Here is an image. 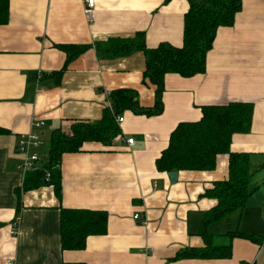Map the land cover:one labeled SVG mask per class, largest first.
Segmentation results:
<instances>
[{"label": "crops", "instance_id": "crops-1", "mask_svg": "<svg viewBox=\"0 0 264 264\" xmlns=\"http://www.w3.org/2000/svg\"><path fill=\"white\" fill-rule=\"evenodd\" d=\"M188 8L187 0H95L89 20L85 0H9L8 22L0 24V127L7 130L0 134V264H264V244L227 235H264V200L257 202L264 197V0H242L233 26L218 29L203 73L165 76L163 113L125 111L111 145L86 142L63 154L60 198L51 184L24 189L21 135L40 133L38 154L54 130L69 134L75 121L107 126L113 90L137 89L143 105L154 100V86L142 83V51L107 59L96 43L143 31L149 48L181 46ZM62 44L91 47L67 62ZM234 101L253 104L250 132L231 144L249 153L252 193L243 210L207 226L211 244L232 245L231 255L177 258L207 245L203 217L216 200L204 193L228 177V157L211 171H177L175 182L156 160L178 123L199 120L205 105ZM63 207L105 211L107 231L89 235L83 249H63Z\"/></svg>", "mask_w": 264, "mask_h": 264}, {"label": "trees", "instance_id": "trees-1", "mask_svg": "<svg viewBox=\"0 0 264 264\" xmlns=\"http://www.w3.org/2000/svg\"><path fill=\"white\" fill-rule=\"evenodd\" d=\"M189 8L184 15L183 44L174 46L162 42L155 48L146 45V34L137 32L132 37H112L98 41L96 50L100 57L117 58L142 51L146 68L143 84L154 86V100L151 105H143L140 93L133 88H119L110 93V105L103 119L107 126L97 127L88 121L78 120L71 126V133L63 134L58 128L53 131L46 165L26 174L24 189L30 190L43 184H51L57 196L61 197L60 162L63 154L81 151L86 142H101L111 145L120 134L116 122L117 115L132 111L137 115L156 116L164 111L163 94L165 76L170 73L183 77L201 74L206 69L207 54L220 27L233 26L237 13L242 8V0H187ZM9 19V0H0V24ZM67 57V62L84 53L87 45H57ZM58 81V80H57ZM253 119V104L234 101L219 105H205L202 116L197 121H182L171 132L169 144L156 160L160 171L177 172L211 171L218 163L220 155L228 157V177L215 181L204 196L216 200V204L204 212L201 235L207 245L180 251V257H229L232 245L214 246L207 226L227 217L234 211L243 210L252 193L250 176L252 164L247 152L231 149L235 134L248 133ZM7 132L0 127V134ZM49 180L46 181V174ZM107 213L101 210L75 209L63 207L60 210V235L63 249H83L89 235L104 234L107 231ZM2 224L0 223V228ZM230 237L238 236L264 244V235L255 232H229Z\"/></svg>", "mask_w": 264, "mask_h": 264}, {"label": "built area", "instance_id": "built-area-1", "mask_svg": "<svg viewBox=\"0 0 264 264\" xmlns=\"http://www.w3.org/2000/svg\"><path fill=\"white\" fill-rule=\"evenodd\" d=\"M94 7H95V0H85V13L89 20H92L94 17ZM124 117L117 115V121L122 122ZM37 126L41 127L44 125V122L36 123ZM128 143L132 144L134 142L133 138H128L126 140ZM41 143V136L40 133L37 132H28L23 134L19 137L17 142V149L18 152L22 155V160L18 165L20 171L23 174L28 173L29 171L35 170L40 167V158L36 152H34L35 148L38 147ZM50 174H46V181L49 180ZM135 218H139V215L136 214ZM11 233L16 235L18 233L17 229L14 228ZM8 264H13V262H9Z\"/></svg>", "mask_w": 264, "mask_h": 264}, {"label": "rangeland", "instance_id": "rangeland-1", "mask_svg": "<svg viewBox=\"0 0 264 264\" xmlns=\"http://www.w3.org/2000/svg\"><path fill=\"white\" fill-rule=\"evenodd\" d=\"M48 147H50V146H49V140H48V138H47L45 144L42 146V148L39 150V153H38V156H39V158H40V161H39L40 165H46V163H47V160H48V153H49V148H48ZM263 168H264V167H263ZM263 168H262V169H263ZM259 200H260V202H261L262 200H264V197L258 199L257 202H258ZM263 223H264V222H262V219H261V220H260V227H259V228H263ZM259 230H261V229H259Z\"/></svg>", "mask_w": 264, "mask_h": 264}, {"label": "water", "instance_id": "water-1", "mask_svg": "<svg viewBox=\"0 0 264 264\" xmlns=\"http://www.w3.org/2000/svg\"><path fill=\"white\" fill-rule=\"evenodd\" d=\"M169 176L171 177V180L175 182L177 179V172H170Z\"/></svg>", "mask_w": 264, "mask_h": 264}]
</instances>
